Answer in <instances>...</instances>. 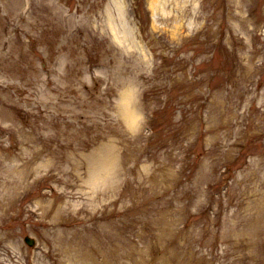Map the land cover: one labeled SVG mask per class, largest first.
Here are the masks:
<instances>
[{
    "label": "rangeland",
    "instance_id": "374dc122",
    "mask_svg": "<svg viewBox=\"0 0 264 264\" xmlns=\"http://www.w3.org/2000/svg\"><path fill=\"white\" fill-rule=\"evenodd\" d=\"M0 264H264V0H0Z\"/></svg>",
    "mask_w": 264,
    "mask_h": 264
},
{
    "label": "water",
    "instance_id": "95a60500",
    "mask_svg": "<svg viewBox=\"0 0 264 264\" xmlns=\"http://www.w3.org/2000/svg\"><path fill=\"white\" fill-rule=\"evenodd\" d=\"M27 241H28V239H27Z\"/></svg>",
    "mask_w": 264,
    "mask_h": 264
}]
</instances>
